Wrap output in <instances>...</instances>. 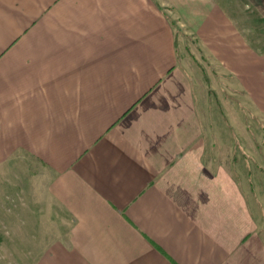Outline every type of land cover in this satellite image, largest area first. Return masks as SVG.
<instances>
[{
    "label": "crops",
    "instance_id": "0c3cea01",
    "mask_svg": "<svg viewBox=\"0 0 264 264\" xmlns=\"http://www.w3.org/2000/svg\"><path fill=\"white\" fill-rule=\"evenodd\" d=\"M205 4L0 0V159L42 164L57 232L34 264H264V55Z\"/></svg>",
    "mask_w": 264,
    "mask_h": 264
},
{
    "label": "rangeland",
    "instance_id": "374dc122",
    "mask_svg": "<svg viewBox=\"0 0 264 264\" xmlns=\"http://www.w3.org/2000/svg\"><path fill=\"white\" fill-rule=\"evenodd\" d=\"M205 1V9L212 4L218 6L236 25L247 48L264 55V0ZM178 35L182 56L186 49L188 64L203 71L212 87V72L217 75V69L208 61L207 50L188 30L180 28ZM214 78L220 86V101L223 102L228 96L227 90L222 91L228 86L227 78L222 74ZM236 80L238 85L241 81L238 77ZM243 96L237 90L236 103L242 105ZM250 112L253 121L256 120L257 124L253 122V125H257L258 133L264 132V117L256 110ZM244 113L247 116L249 111ZM43 171L42 164L30 156L19 154L11 159H0V264H34L43 248L56 238L51 216H43L41 212L47 207L45 202L50 204L41 188Z\"/></svg>",
    "mask_w": 264,
    "mask_h": 264
}]
</instances>
